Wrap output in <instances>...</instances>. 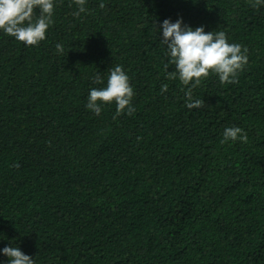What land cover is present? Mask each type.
Listing matches in <instances>:
<instances>
[{
	"label": "trees",
	"instance_id": "16d2710c",
	"mask_svg": "<svg viewBox=\"0 0 264 264\" xmlns=\"http://www.w3.org/2000/svg\"><path fill=\"white\" fill-rule=\"evenodd\" d=\"M85 7L77 17L73 0H57L38 46L0 32V249L11 242L36 264H264V7ZM178 18L224 31L248 56L236 83L202 80L191 110L157 31ZM116 65L135 111L111 103L96 115L89 90ZM235 126L247 142L221 143Z\"/></svg>",
	"mask_w": 264,
	"mask_h": 264
},
{
	"label": "clouds",
	"instance_id": "9594fccd",
	"mask_svg": "<svg viewBox=\"0 0 264 264\" xmlns=\"http://www.w3.org/2000/svg\"><path fill=\"white\" fill-rule=\"evenodd\" d=\"M77 6L74 16L79 17L86 12V0H73ZM57 0H0V32L14 37L16 41L23 42L26 46H38L46 40L47 32L53 24L54 10ZM254 8L264 7V0H249ZM104 8L103 2L99 5ZM39 15H36V12ZM160 44L164 46L169 65L175 71H168L167 77L178 78L186 86L185 106L188 109L198 108L202 102L193 98V89L207 79L210 75L218 77L224 84L237 82V77L248 63L247 49L238 43H230L224 31H205L203 26L192 28L186 25L183 18L175 22L165 19L157 29ZM57 53L63 54L62 44H56ZM94 83L102 85L104 78L97 73ZM168 85L161 87V92H167ZM134 88L130 77L122 66L116 65L107 71L106 86L93 87L87 96L86 108L96 115L102 111L106 104L115 103L116 115H132L135 111L132 104ZM246 143L247 134L239 127H226L221 143L229 141ZM5 246L0 249V255L6 256V264H36L29 255L21 251L19 246ZM0 264H5L0 261Z\"/></svg>",
	"mask_w": 264,
	"mask_h": 264
}]
</instances>
